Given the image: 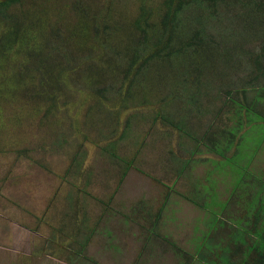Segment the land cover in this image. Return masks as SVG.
Here are the masks:
<instances>
[{"label": "rangeland", "instance_id": "rangeland-1", "mask_svg": "<svg viewBox=\"0 0 264 264\" xmlns=\"http://www.w3.org/2000/svg\"><path fill=\"white\" fill-rule=\"evenodd\" d=\"M251 103L264 0H0V228L56 264H258Z\"/></svg>", "mask_w": 264, "mask_h": 264}, {"label": "crops", "instance_id": "crops-1", "mask_svg": "<svg viewBox=\"0 0 264 264\" xmlns=\"http://www.w3.org/2000/svg\"><path fill=\"white\" fill-rule=\"evenodd\" d=\"M260 97L256 96L253 98V103H258L257 99ZM254 105L248 107L251 116L248 118V115H244L248 122L255 119L256 116H260V119L264 120V113L255 110ZM249 119L251 120L249 121ZM259 125H262V123ZM262 139H264V133ZM260 145L263 146L264 143ZM1 225L3 227L0 228V231L4 234L0 237V264H56L55 262H59V259L52 256L49 257L50 254L46 255L45 252H42L40 255L34 253L36 246L34 242L38 239V236L28 226H24L16 221H8L6 225L3 223Z\"/></svg>", "mask_w": 264, "mask_h": 264}, {"label": "trees", "instance_id": "trees-1", "mask_svg": "<svg viewBox=\"0 0 264 264\" xmlns=\"http://www.w3.org/2000/svg\"><path fill=\"white\" fill-rule=\"evenodd\" d=\"M11 3L13 2V0H9ZM215 1V0H214ZM7 2H4L3 4H6ZM218 223V218H213L212 219V222L209 224V226L211 227V229L213 228V226H215L216 224ZM219 225L221 227H223L224 225H226V223L224 221H219ZM232 237L230 238L232 244L234 243H237V242H244V239H243V236H242V231H238L237 229L231 233ZM206 239V238H205ZM205 243V246H207V242H204ZM264 247V246H263ZM236 250H238V248L235 247ZM252 249V247L249 248V250ZM225 259L227 258H230L228 255L229 252H232V249H231V246L230 245H226V248H225ZM262 259L264 261V251H262ZM263 261H260L258 264H263ZM245 264V263H243Z\"/></svg>", "mask_w": 264, "mask_h": 264}]
</instances>
